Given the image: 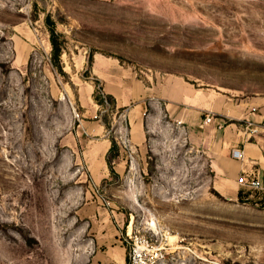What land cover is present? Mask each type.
Wrapping results in <instances>:
<instances>
[{
  "label": "rangeland",
  "instance_id": "374dc122",
  "mask_svg": "<svg viewBox=\"0 0 264 264\" xmlns=\"http://www.w3.org/2000/svg\"><path fill=\"white\" fill-rule=\"evenodd\" d=\"M176 79L264 100V0H0V264H128L136 237L147 264H264V191L206 153L229 117L177 119Z\"/></svg>",
  "mask_w": 264,
  "mask_h": 264
},
{
  "label": "crops",
  "instance_id": "0c3cea01",
  "mask_svg": "<svg viewBox=\"0 0 264 264\" xmlns=\"http://www.w3.org/2000/svg\"><path fill=\"white\" fill-rule=\"evenodd\" d=\"M177 90L174 94L173 91ZM166 111H174L175 116L184 123L204 127L208 125L202 115L218 111L221 117H229L230 123L218 119L223 124L210 135L206 153L218 178H222L225 186L231 190L246 189L241 179L246 182L259 180L264 185V100L241 102L225 112L220 108L218 100L207 98L194 91L181 80H167L159 89L158 98ZM139 106L128 111L129 120L136 130L134 141L144 143L142 125L137 119ZM173 109V110H172ZM131 115V116H130ZM131 117V118H130ZM204 117V118H205ZM203 123V124H202ZM187 125V124H186ZM233 149L242 152L241 159L231 156Z\"/></svg>",
  "mask_w": 264,
  "mask_h": 264
},
{
  "label": "built area",
  "instance_id": "2783aa9c",
  "mask_svg": "<svg viewBox=\"0 0 264 264\" xmlns=\"http://www.w3.org/2000/svg\"><path fill=\"white\" fill-rule=\"evenodd\" d=\"M205 123L210 122V117H205ZM231 156L234 159H241L242 152L239 149H233L231 152ZM241 185L247 186L252 190H263L264 185L259 180H254L251 182H246L245 180L241 179ZM145 251L148 252L149 258H145L146 254ZM159 249L155 248L151 243V238L146 237H136L132 243L131 252H130V260L128 264H147V261L155 263L159 260L160 252Z\"/></svg>",
  "mask_w": 264,
  "mask_h": 264
},
{
  "label": "trees",
  "instance_id": "16d2710c",
  "mask_svg": "<svg viewBox=\"0 0 264 264\" xmlns=\"http://www.w3.org/2000/svg\"><path fill=\"white\" fill-rule=\"evenodd\" d=\"M52 45H53V49H54V50H57L56 45H55V43H54L53 40H52Z\"/></svg>",
  "mask_w": 264,
  "mask_h": 264
}]
</instances>
